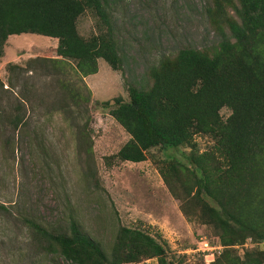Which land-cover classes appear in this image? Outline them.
I'll return each instance as SVG.
<instances>
[{
    "label": "rangeland",
    "instance_id": "rangeland-1",
    "mask_svg": "<svg viewBox=\"0 0 264 264\" xmlns=\"http://www.w3.org/2000/svg\"><path fill=\"white\" fill-rule=\"evenodd\" d=\"M106 2L121 60L116 71L97 60L96 74L81 77L73 62L55 56L56 41L41 36L7 37L2 46L0 264H67L38 250L29 222L44 230L65 232L71 220L107 256L118 227L138 228L163 243L170 264H204L201 254L194 252L197 238L215 244L210 227L182 217L180 207L190 215L198 211L184 203L178 183L169 181L170 193L158 174L171 152L150 149L137 164L105 161L128 139L108 111L115 107L113 99L128 101L126 84L147 90L149 69L160 60L172 62L179 50L192 49L211 57L220 37L228 34L227 23L237 21V0ZM97 25L87 10L75 22L83 39L96 34ZM8 64L22 69L11 89ZM61 86L78 93L76 106ZM60 104L67 108L59 109ZM15 106L25 127L13 132L7 122L17 114ZM228 114L226 109L219 111L222 120ZM77 115L82 124H72ZM192 142L198 153L212 149L205 136H193ZM188 150L184 145L173 154L180 158ZM245 250L264 251V242L246 240L236 254L241 256ZM130 264L158 263L155 258H140Z\"/></svg>",
    "mask_w": 264,
    "mask_h": 264
},
{
    "label": "trees",
    "instance_id": "trees-1",
    "mask_svg": "<svg viewBox=\"0 0 264 264\" xmlns=\"http://www.w3.org/2000/svg\"><path fill=\"white\" fill-rule=\"evenodd\" d=\"M107 6L106 0H0V56L7 37L29 34L55 40V56L73 62L81 77L96 74L97 60L116 71L121 60ZM84 10L98 22L96 34L87 39L75 28ZM235 16L211 57L179 50L172 62L160 60L149 69L147 90L126 84L128 101L113 99L108 115L128 139L105 161L137 164L150 149L171 152L158 174L170 193L169 181H176L184 203L198 211L190 215L180 207L184 220L197 219L215 232L221 251L210 264H264V251L236 254L246 240L264 242V0H237ZM7 72L11 89L22 69L8 64ZM60 88L76 106L78 93ZM13 109L17 114L7 124L16 132L25 126L19 107ZM221 109L229 112L223 120ZM78 116L72 124L83 123ZM196 135L210 139L212 149L198 153ZM184 145L189 150L181 160L173 153ZM28 225L38 250L67 264H130L140 258L170 264L163 243L138 228L118 227L107 256L71 220L65 232Z\"/></svg>",
    "mask_w": 264,
    "mask_h": 264
},
{
    "label": "built area",
    "instance_id": "built-area-1",
    "mask_svg": "<svg viewBox=\"0 0 264 264\" xmlns=\"http://www.w3.org/2000/svg\"><path fill=\"white\" fill-rule=\"evenodd\" d=\"M195 253H200L204 264H210L213 262L214 257L221 251V247L218 243L210 244L204 237H198L196 240Z\"/></svg>",
    "mask_w": 264,
    "mask_h": 264
}]
</instances>
